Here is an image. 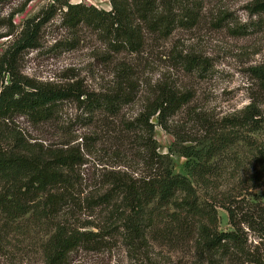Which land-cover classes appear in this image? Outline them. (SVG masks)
I'll return each instance as SVG.
<instances>
[{"label":"trees","instance_id":"trees-1","mask_svg":"<svg viewBox=\"0 0 264 264\" xmlns=\"http://www.w3.org/2000/svg\"><path fill=\"white\" fill-rule=\"evenodd\" d=\"M109 1L110 11L61 0L58 8L66 9L62 18L65 27L90 28L114 54L140 53L147 34L167 38L179 28L195 27L204 2ZM56 10L51 5L29 19L18 42L0 59V120L10 121L19 116L35 124L49 122L58 114L59 105L70 100L83 108L92 122L98 112L115 118L125 107L139 101L142 109L135 117L106 130V141L115 142L104 149L112 164H100L99 173L88 178L82 171L87 164L85 157L102 150L95 152L94 144L85 149L84 145L72 146L67 142L42 155L1 150L0 171L8 179L0 194L1 211L9 220L32 213L53 223L55 231L44 247L46 264H75L81 253H103L118 244L135 264H156L149 232L161 215L169 217L173 229L179 223L186 227L195 241L201 264H263L257 251L252 252L244 226L258 232L263 241L264 209L257 211L254 221L247 213L238 212V207H232V198L223 202L203 200L196 186L213 175L211 161L237 144L238 135L230 131L258 123L257 106L249 105L240 117L223 119L220 127L213 129L207 146L186 149L184 156L192 160L190 177L176 174L170 158L159 152L155 129L160 127L176 136L172 122L193 101L195 95L191 90H181L175 83H160L146 91L136 69L124 62L116 67L113 86L101 92L86 90L80 82L39 85L20 74L18 54L38 46L39 33ZM252 12L263 14L264 0H255ZM202 65L195 57L186 58L183 69L192 73ZM253 73L264 91V67L254 68ZM258 155L264 164V147L258 149ZM219 207L227 211L231 231L220 230ZM78 213H87L90 218L98 214V219L80 225L76 219L72 221Z\"/></svg>","mask_w":264,"mask_h":264},{"label":"rangeland","instance_id":"rangeland-1","mask_svg":"<svg viewBox=\"0 0 264 264\" xmlns=\"http://www.w3.org/2000/svg\"><path fill=\"white\" fill-rule=\"evenodd\" d=\"M58 1L33 0L26 4L27 0H0V59L18 42L29 19L55 5L56 15L39 33L38 46L18 54L22 76L39 85L80 82L86 90L101 92L113 86L116 67L124 62L136 69L146 91L160 83H175L181 90H191L195 95L193 101L172 122L176 136L160 127L155 129L159 152L170 158L176 174L188 177L192 160L184 156L186 149L207 146L213 129L220 127L223 119L240 117L249 105L255 104L260 114L258 123L239 131L227 130L236 132L237 144L211 161L213 175L196 186L203 200L223 202L232 198V207L256 221L257 211L264 209V164L258 155V149L264 147V91L253 69L264 67V13L252 12L255 0H204L195 27L179 28L167 38L147 34L145 46L138 54L110 52L100 36L84 25L68 29L62 22L66 9H59ZM63 1L111 10L109 0ZM193 57L203 65L192 73L186 72L184 60ZM141 109L139 101L125 107L115 118L98 112L92 122L91 116L70 100L59 105L58 114L49 122L35 124L19 116L10 121L0 120V151L42 155L67 142L72 146L84 145L85 149L94 144L95 152L102 150L85 157L87 164L82 171L88 178L112 164L104 149L115 142L106 141V130L135 117ZM4 176L0 171V194L8 181ZM100 214L105 215L103 211ZM96 215L90 218L87 213H78L72 221L76 219L81 225L98 219ZM218 215L220 230L231 231L227 211L219 207ZM247 227L244 226L251 250L257 251L264 264V240ZM54 231L52 222L40 220L32 213L14 221L0 208V264H46L44 247ZM149 238L156 264H201L195 241L181 223L173 229L169 217L161 215ZM75 264L135 263L118 244L103 253H81Z\"/></svg>","mask_w":264,"mask_h":264}]
</instances>
